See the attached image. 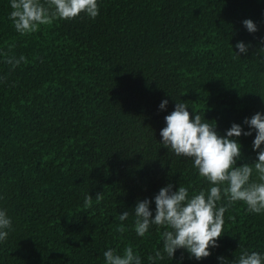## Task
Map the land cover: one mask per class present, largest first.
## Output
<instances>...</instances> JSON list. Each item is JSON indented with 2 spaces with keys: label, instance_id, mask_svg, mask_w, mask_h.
I'll return each mask as SVG.
<instances>
[{
  "label": "trees",
  "instance_id": "16d2710c",
  "mask_svg": "<svg viewBox=\"0 0 264 264\" xmlns=\"http://www.w3.org/2000/svg\"><path fill=\"white\" fill-rule=\"evenodd\" d=\"M99 9L94 20H57L20 36L0 0V51L27 61L12 69L0 57V207L14 229L0 264H103L106 246L128 244L146 257L159 233L136 237L130 217L120 234L118 215L169 183L204 186L191 160L157 144L175 101L221 135L264 113V0H99ZM238 41L250 45L240 58ZM254 138H238L237 166L255 159ZM224 220L209 257L179 249L163 264H219L241 247L264 252V216L237 203Z\"/></svg>",
  "mask_w": 264,
  "mask_h": 264
},
{
  "label": "clouds",
  "instance_id": "9594fccd",
  "mask_svg": "<svg viewBox=\"0 0 264 264\" xmlns=\"http://www.w3.org/2000/svg\"><path fill=\"white\" fill-rule=\"evenodd\" d=\"M8 6L7 18L20 36L36 33L42 26L57 20H72L81 15L94 20L100 12L99 0H8ZM242 23L249 34L258 31L252 20L246 19ZM249 47L238 41L235 44L237 52H233L235 57L246 54ZM259 54L260 62L264 63V48ZM0 57H4V62L12 69L27 62L23 55L17 58L3 51H0ZM3 79L0 77V81ZM167 105L168 99H163L158 109L165 111ZM188 109V103L180 99L175 101L174 110L164 117L165 126L160 130L161 139L157 144L166 148L171 156L191 160L192 168L202 178L204 186L190 190V186L179 184L173 190L169 183L151 200H139L131 212L119 214L116 232L124 234L128 230L125 222L131 217V230L135 236L143 239L155 230L160 236L159 247L142 257L131 244L122 249L106 246L103 264H163L166 259L171 261L179 249L188 253L189 259L200 261L211 255L210 249L219 247L217 239L223 233L224 214L230 207L241 203L248 214L264 216V113L257 112L251 118H245L242 124L233 123L221 135L216 131V124L206 121L200 113L192 110L190 119ZM253 133L255 159L237 166L243 158L238 138ZM102 199L103 194H97L95 200ZM92 202L93 198L87 194L85 204ZM13 230L12 218L0 207V245L7 241ZM217 259L219 264H264V252L241 247L233 259L222 256ZM176 264H183V257Z\"/></svg>",
  "mask_w": 264,
  "mask_h": 264
}]
</instances>
